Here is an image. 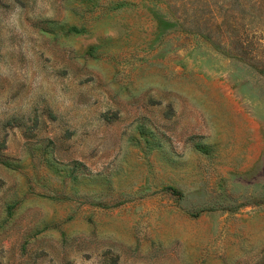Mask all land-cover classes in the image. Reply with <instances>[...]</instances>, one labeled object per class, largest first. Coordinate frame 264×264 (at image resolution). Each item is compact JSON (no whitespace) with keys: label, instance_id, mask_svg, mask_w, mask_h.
I'll list each match as a JSON object with an SVG mask.
<instances>
[{"label":"rangeland","instance_id":"374dc122","mask_svg":"<svg viewBox=\"0 0 264 264\" xmlns=\"http://www.w3.org/2000/svg\"><path fill=\"white\" fill-rule=\"evenodd\" d=\"M0 264H264V0H0Z\"/></svg>","mask_w":264,"mask_h":264},{"label":"clouds","instance_id":"9594fccd","mask_svg":"<svg viewBox=\"0 0 264 264\" xmlns=\"http://www.w3.org/2000/svg\"><path fill=\"white\" fill-rule=\"evenodd\" d=\"M19 12V9H17V13ZM17 13H13L11 17V21L14 25H18V16Z\"/></svg>","mask_w":264,"mask_h":264}]
</instances>
